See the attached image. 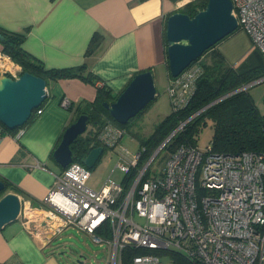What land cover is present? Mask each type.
Masks as SVG:
<instances>
[{"label": "built area", "instance_id": "built-area-1", "mask_svg": "<svg viewBox=\"0 0 264 264\" xmlns=\"http://www.w3.org/2000/svg\"><path fill=\"white\" fill-rule=\"evenodd\" d=\"M232 1L239 29L264 56V0ZM22 72L0 51V76L19 79ZM203 73L191 65L170 80L173 112L188 105ZM61 105L73 108L68 98ZM41 114L38 109L32 117ZM96 131V142L109 149H117L126 134L110 119ZM158 149L141 166L146 147L131 154L121 146L115 169L97 191L88 186L90 170L74 161L56 176L42 206L21 200L19 220L42 248L74 227L97 244L107 243L111 264H122L128 249L139 251L129 264H176L173 254L191 264H264V155L182 145L151 174ZM116 170L123 174L120 182L112 180Z\"/></svg>", "mask_w": 264, "mask_h": 264}, {"label": "crops", "instance_id": "crops-1", "mask_svg": "<svg viewBox=\"0 0 264 264\" xmlns=\"http://www.w3.org/2000/svg\"><path fill=\"white\" fill-rule=\"evenodd\" d=\"M198 1L203 0H0V30L23 35L22 48L45 69L85 66L82 74L92 78L48 81L40 116L15 132L0 125V179L11 185L10 193L42 206L64 170L54 151L79 118V108L96 100L97 83L115 97L139 73L160 70L169 85L168 19ZM223 41L216 50L231 67L254 48L245 33ZM65 98L73 104L71 110L62 107ZM105 181L88 186L97 191ZM47 249L19 219L0 227V264H61Z\"/></svg>", "mask_w": 264, "mask_h": 264}, {"label": "trees", "instance_id": "trees-1", "mask_svg": "<svg viewBox=\"0 0 264 264\" xmlns=\"http://www.w3.org/2000/svg\"><path fill=\"white\" fill-rule=\"evenodd\" d=\"M207 3L208 0L198 1L191 5L184 13L190 17H195L200 11L206 8ZM0 34L4 37V40H0V51L9 55L15 63L20 65L23 71L22 73H30L43 78L47 83L50 80L58 81L73 78L92 81L91 77H85L82 74L86 70L85 66L74 69H45L40 62L36 61L22 48L23 35L8 33L3 30H0ZM165 42L167 43L166 36ZM216 47L206 52H211L212 61L202 67L204 73L198 80L197 89L188 105L178 113L173 112L159 125L154 135L147 142L141 144L140 147H146L147 149L141 166L184 123V126L164 146L162 151L166 150V157H168L182 145L196 146L200 128L208 120L212 122L214 128L212 141V150L214 152L220 154L253 152L264 155V116L252 99L249 89L238 91L246 85L264 79V56L254 46L239 66L231 67L225 62L221 53L216 50ZM119 95L113 97L105 87L99 88L96 100L93 103L79 108L77 118L83 114L88 115L90 117L88 124L97 127L96 130H100L106 119L112 120L115 124L125 129V126L118 124L103 106L104 102H115ZM219 99L222 100L210 106ZM44 106L45 103L40 109ZM203 109L205 110L199 113ZM196 114L198 115L192 118ZM189 119L191 120L188 121ZM31 121L32 119L29 122ZM0 125L7 132L20 130H9L1 123ZM96 141L97 131H91L86 136H80L78 142L72 145L74 161L84 164V160L90 151L102 146ZM134 178L135 172L126 181L129 183ZM2 181L7 186L6 191L11 188V185L7 181ZM138 254L139 251L126 250L122 264H129L132 257ZM172 258L176 264H191L177 254H173Z\"/></svg>", "mask_w": 264, "mask_h": 264}, {"label": "water", "instance_id": "water-1", "mask_svg": "<svg viewBox=\"0 0 264 264\" xmlns=\"http://www.w3.org/2000/svg\"><path fill=\"white\" fill-rule=\"evenodd\" d=\"M233 11L232 0H208L206 8L195 17L185 13H175L169 17L166 39L169 71L172 78L179 77L207 51L237 32L239 23ZM0 40H4L1 34ZM263 80L246 85L238 91H245ZM47 85L45 79L30 73H22L19 79L0 76V123L9 130L24 128L31 120L33 112L40 109L46 102ZM156 97L157 89L153 72L146 71L136 75L115 102H104L103 106L118 124L125 126L145 110ZM89 120L88 115H81L63 134L53 154L54 160L62 169H66L74 162L72 145L87 132ZM184 124L180 125L158 150L164 148ZM104 151L103 146L91 150L84 160V166L90 171L93 170L101 160ZM6 189V184L0 179V195L5 193ZM21 208V199L17 194L8 193L3 196L0 199V227L3 228L17 221ZM78 264L81 263L78 262Z\"/></svg>", "mask_w": 264, "mask_h": 264}, {"label": "rangeland", "instance_id": "rangeland-1", "mask_svg": "<svg viewBox=\"0 0 264 264\" xmlns=\"http://www.w3.org/2000/svg\"><path fill=\"white\" fill-rule=\"evenodd\" d=\"M244 33V31L238 29L235 36H230L226 40H231ZM211 61V52H208L198 61L194 62L192 66L203 67L211 63ZM162 74L163 73L158 70L154 75L157 89L156 99L149 104L141 114L125 125L126 134L122 137L117 149H105L97 166L90 171L91 178L89 185H99L107 179L111 169H114L118 163L117 153L121 146L127 149L131 154L138 152L141 144L147 142L154 135L159 125L173 113L171 98L168 94V81ZM249 93L264 116V80L250 87ZM31 119L34 121L36 116H33ZM92 128L93 125L88 124L87 132L84 135H88V131H92ZM96 129L97 128H95L93 132H95ZM213 137L214 128L212 122L208 120L206 123H203L200 128L196 146L202 152H207L208 148L212 147ZM166 156V150L161 151L154 160L149 173H159V170L164 166V162L167 158ZM122 179L123 174L119 170H116L112 175V180L120 182ZM10 191L11 190L8 189L4 194L0 195V199L10 193ZM47 252L56 256L61 264H78V262L81 264H111L112 261V251L107 243H103L102 245L97 244L93 241L91 236L74 227L68 228L63 234L55 238L48 246Z\"/></svg>", "mask_w": 264, "mask_h": 264}]
</instances>
